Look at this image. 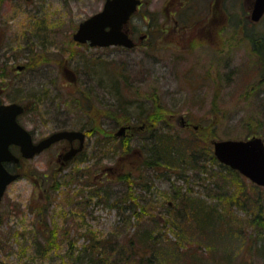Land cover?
I'll return each instance as SVG.
<instances>
[{
  "label": "rangeland",
  "instance_id": "374dc122",
  "mask_svg": "<svg viewBox=\"0 0 264 264\" xmlns=\"http://www.w3.org/2000/svg\"><path fill=\"white\" fill-rule=\"evenodd\" d=\"M103 1L6 0L0 6V63L4 62L8 68L0 79V100L40 102L19 117L36 140L61 129L83 127L88 133L83 152L70 167L61 169L58 160L66 147L64 141L54 143L16 167L9 166L20 172L21 177L6 187L0 203V264H63V261L85 264L84 259H75V254L87 243L85 236L91 231L98 238H113L116 246L127 252L125 238L145 228L155 230L156 220L168 217L167 209L172 202L170 191L174 186L181 187L182 191L191 188L206 202L215 203L217 198L209 196L210 188L205 189V185L216 182L215 174L222 170L217 164L208 163L209 177L195 168L185 172L186 180L185 176H178L177 170H172L176 168L162 167L157 168L158 172L147 170L149 188L144 187V180L138 181L136 170L130 171L136 162L129 157L140 148L150 153L146 146L152 145V139L158 140V134L154 138V133H169L172 145L184 147L181 157L185 160L190 150L185 148L186 144L198 140L197 144L203 146L199 151L200 163L206 147L212 151L214 139L254 135L264 139V65L251 43L252 39L264 40V15L260 21L251 23L245 0H200L198 10L189 16L187 6H183L185 0H143L144 5L125 25L137 43L134 47H92L88 43H76L72 34L78 23L101 10ZM151 16H154L155 28L165 29L163 33L157 35L147 28ZM187 24L191 25L184 27ZM30 50L39 51V56H48L49 60L32 69L17 71L16 66L26 63ZM119 67L123 75L118 74ZM110 77H113L111 81ZM125 81L129 90L124 88ZM76 82L93 91L90 108H96L89 116L76 110L68 100L64 101L67 91L75 94L81 88ZM118 103L130 105L129 123L132 124L141 125L144 119H138L137 114L147 113L149 107L165 115L153 123L152 129L139 128L135 133L133 130L128 139L136 147L124 156L117 136H112L109 144L104 142L105 148L95 149L96 138L105 140V136L92 134L94 129L87 125L94 116L96 123L103 122L106 132L114 135L121 124L107 117ZM181 119L190 125L184 126ZM205 137L207 140L201 139ZM136 160L140 161V155ZM70 169L75 179L65 184L72 175L68 173ZM91 170L88 177L87 172ZM54 171L62 181L57 190L50 187L55 184ZM128 171L135 179L131 185L115 178L116 174ZM230 177H223L225 183H221L228 185V189L232 185ZM128 192L134 201L129 197L124 199ZM261 192L264 196V191ZM136 200L146 208L140 217H136ZM42 207L46 208V215L39 221L34 209ZM178 210L175 208L172 214L181 219ZM231 211L237 218L250 216L241 207L232 206ZM186 216L190 215L183 216L180 222ZM50 226L58 229L57 246L46 244L51 236L47 231ZM186 228L187 233H196L191 226ZM63 229L67 230L66 238L62 236ZM251 230L252 227H246V232ZM173 231V228L168 230L172 239L175 238ZM199 242L207 256L205 246L209 243L203 236ZM214 244L219 251L233 253L234 264H240L239 258L244 257L246 264L264 263L258 255L246 258L236 236H224ZM186 261L182 263L173 256L162 263L192 264L190 259ZM197 264L218 262L202 259Z\"/></svg>",
  "mask_w": 264,
  "mask_h": 264
},
{
  "label": "trees",
  "instance_id": "16d2710c",
  "mask_svg": "<svg viewBox=\"0 0 264 264\" xmlns=\"http://www.w3.org/2000/svg\"><path fill=\"white\" fill-rule=\"evenodd\" d=\"M5 1L6 0H0V6H2ZM197 1L198 0H192V2L194 3H196ZM193 12L194 11L192 9L188 10V16ZM147 23V28L151 29L150 32H154L157 35L163 33L165 30H162L163 27H159V29L157 27H154V16H151L150 20ZM33 25L34 22L32 23V26ZM25 27L26 25L24 26L23 31L25 30ZM260 39L262 40V38ZM147 43L150 44L151 42ZM251 43L254 51L256 50L257 53H259L261 56H257V58L264 65V40L260 42L257 39H252ZM135 45H137V43ZM30 51L31 53L27 57L25 68L32 69L36 66V64H43L49 60L48 56H39L41 54H39V51ZM121 68L119 67V70H117L119 75L124 74ZM7 69L8 68L4 62L0 63V79L4 78L2 75L4 74L3 72L7 71ZM70 72L71 70L69 69L68 73ZM111 79H113V77L109 78L110 81ZM76 84L79 86V88H81L77 90L75 94L71 93L73 92L72 90H70V92L67 91L68 93L66 92V94H64L66 96L64 101L66 102L68 100V103L70 105H72L73 107L76 106V110L87 113L89 116L94 112V109L96 108V106H93L92 109L90 108L91 104H93V91L88 88V86L82 87L81 84L77 82ZM125 84L126 86L124 88L126 90H129V86L126 81ZM116 85L119 88V81H117ZM117 87L115 86V89ZM108 89L110 90V87H108ZM39 103L40 102H36L35 104L24 103L27 107L26 111L31 107L35 108L37 104L39 106ZM149 109L150 110L147 113L142 111L139 112V115L137 114V118L141 117V119H144L143 122L150 123V125H153V123H155L159 118H165V115L163 112H161V110H152V108L150 107ZM129 111L130 105L118 103V106L115 107L114 112L110 113V117L107 118L113 119L119 124L129 123L131 120V114L129 113ZM102 116L105 115L103 114ZM87 125L88 128L92 127L94 131H96H92L94 132L92 134L97 133L105 135V140L102 138H96V147H94L95 149H97V146H102L103 148H105L106 145L104 144V142H107V144H109L110 138L111 140L112 138H114L112 137L114 135L106 132L102 124H100L99 122L96 123V120H94V116L92 117L91 123L89 122V124ZM148 127L151 128L152 126ZM82 128L83 127H80V129ZM157 134L158 140L155 141V139H152V145L146 146L148 151H151L150 153L148 152L147 154L144 148H140L136 150L135 155L133 153V155L129 157L136 162V164L133 163L134 165L132 166L134 168L130 171L135 172L134 170H136V178H138V181L144 180V182H142L144 187L149 188L150 179L148 178L147 170L151 168L154 171L158 172L157 168L161 169L162 167H165L167 169H169L170 167L176 168L172 170H177L179 172L178 176H185L186 180L188 178V174L185 172H188L189 170L195 168V170L200 169L204 174H206L207 177H209L210 169L208 167V163L217 164L222 169L220 171L217 170V174H215L220 177V183L218 182L217 177L216 182H213V184L207 183V185H205V189L210 188V192H207L209 196L216 197L217 201L213 204L208 203L203 198H200L199 195L194 194V191L191 190V188H186V190L182 191L181 187L176 188L174 186L173 190L170 191L172 202H169V207L167 209L168 217L164 220H156L157 224L155 230L145 228V230H143L141 233H138L136 235L132 234L129 237L125 238L124 246L128 247L129 251L126 252L122 248L117 247L116 241L113 240V238L109 236L107 238H98L97 235H94V233H92L93 231H91V234H85V237H87V243L84 244L82 248L77 249L75 259H84L85 264H163L162 262H164L166 258H173V256H176L182 263L183 261L187 262L186 260L189 261L190 259L192 264H197L200 263L202 259H210L214 262H218V264H234L235 259L233 258V253H229V251H219L214 243L216 242V239H222L224 236H236L237 239H239V241L241 242L242 254H246V258L251 259L252 256L258 255L262 257L261 262H264V196L261 192L264 191V188L257 186L249 180L247 182V179L236 170H233L219 163L210 150L209 146L206 147L203 154L204 160L202 163H200L199 155L201 153H199V151L203 146L197 144L198 140H193L190 145L186 144L188 146H186L185 148L190 150L188 151V158L185 160L181 157V151L184 149V147L182 148L180 146L178 147L177 145H172V137L169 135V133H154V138ZM201 139L207 140V137ZM120 142L122 144L121 156H124L125 154L127 155L130 151V148L136 147L132 144L130 145V140L126 136L121 137ZM183 142H185V140H183ZM139 155L140 161L137 162L136 158ZM129 158L125 159L129 160ZM185 163L187 164L186 167ZM70 164L71 163L64 167H70ZM121 166L117 167H119L120 169ZM58 171L60 172V170ZM92 171L93 170L87 172L88 177H90ZM212 171L213 170H211V172ZM53 173L55 174V181H53L55 182V184L50 185V187L53 190H57L58 188H60L62 181H60V176H57L58 174L56 171H54ZM68 173L72 175L68 178L67 182L64 181L65 184L75 179V173L73 174L71 169ZM76 176L81 177V175ZM225 176H231L229 179L232 185H230L229 189L227 188L228 185L227 187H225L223 184L221 185L222 182L225 183ZM115 178H118V181L125 180L130 185L135 181V179L130 175L129 171L123 172V174L118 173L116 174ZM98 190L100 193L101 190L97 188L96 191ZM128 197L131 198V201H134L132 194L129 192L126 193L124 199L126 200ZM47 198L50 199L52 197L48 196ZM250 205L254 206L255 208L248 209ZM232 206L241 207L242 209L247 210V213H249L250 216L247 219L235 217L231 211ZM137 207H139V210H137ZM175 208H178V211L181 212V219L185 215L190 216H186L184 222H180L181 219L175 218L172 214ZM34 211L39 215V221L42 220L46 215V208L42 207L41 210H37L36 208L34 209ZM145 211L146 208L143 205H140L136 200V217H140ZM191 219L192 221H190ZM187 226H191L192 230L196 233H187ZM246 227H252L253 230L248 233L246 232ZM171 228L174 229V239H172L168 235V230ZM57 230L58 229L54 226L47 227V231L51 235L46 243L47 246L50 247L51 245H58V242L56 241L58 239V234L56 233ZM62 231V236L66 238L67 230L63 229ZM201 236H203L204 241L207 244L209 243V245L205 246L206 253H208L207 256L204 255L205 252H202L201 249L203 247L202 243L199 242ZM194 237H196L195 240H193ZM186 243L187 245H185ZM71 248H73L72 244ZM191 251L194 252L190 253ZM212 253H214V255ZM218 260L221 262H219ZM245 260V257L239 258V262L242 261L240 262V264H246L244 263ZM63 264H67V262L63 261Z\"/></svg>",
  "mask_w": 264,
  "mask_h": 264
},
{
  "label": "water",
  "instance_id": "95a60500",
  "mask_svg": "<svg viewBox=\"0 0 264 264\" xmlns=\"http://www.w3.org/2000/svg\"><path fill=\"white\" fill-rule=\"evenodd\" d=\"M140 0H105L102 9L79 22L72 38L77 43L88 42L90 46L122 45L133 47L134 41L124 30V24L136 10ZM264 12V0H255L251 19L258 20ZM20 68V66H18ZM24 106L17 102L0 104V201L9 183L17 179L18 172L9 171L4 162L19 163L21 158H31L52 143L67 139H79L77 148L69 149L64 158H71L83 146L84 132L79 130H58L33 142L31 133L18 121L17 116ZM122 126L116 134H121ZM17 145L20 156L10 149ZM213 153L223 164L239 171L251 182L264 187V141L252 136L242 139L214 140Z\"/></svg>",
  "mask_w": 264,
  "mask_h": 264
},
{
  "label": "flooded vegetation",
  "instance_id": "af4514ba",
  "mask_svg": "<svg viewBox=\"0 0 264 264\" xmlns=\"http://www.w3.org/2000/svg\"><path fill=\"white\" fill-rule=\"evenodd\" d=\"M199 4H200V0H198L196 3H194V2H192V0H188V1H185V4L183 5V6H187V13H188V10H193L194 12H195V10H198V8H199ZM244 4H245V8H246V10L247 11H251V9L253 8V5H254V0H245L244 1ZM189 5V6H188ZM215 7V6H214ZM182 8V7H181ZM193 14V13H192ZM264 15V14H263ZM188 18V17H187ZM190 18V17H189ZM262 18V17H261ZM195 19V18H194ZM249 19H250V15H249ZM251 20V19H250ZM260 21V20H259ZM194 22H195V20H194ZM194 22L192 23V26H193V24H194ZM258 22V21H257ZM251 23H254V22H252L251 21ZM256 23V22H255ZM191 24H187V25H184V27H188V26H190ZM0 56H1V54H0ZM178 119H180V118H178ZM181 124H183L184 126H186V127H188L189 125H190V123L189 122H184L182 119H181ZM133 130H135L136 129V127H133L132 128ZM131 134H133V133H131ZM87 136H88V133H86V138H87ZM64 144H65V149L63 150V152L62 153H59V157H58V160H59V162H60V166H63V165H65L66 163H68L69 161H74V160H76V159H78V157L80 156V154L83 152V150H84V148L81 150V151H79V152H77L73 157H72V159H70V160H65L64 159V157H63V155H64V153L67 151V150H69L71 147H77L78 146V144H79V141L77 140V139H74L72 142H69V141H64ZM84 147H85V144H84ZM77 161V160H76Z\"/></svg>",
  "mask_w": 264,
  "mask_h": 264
}]
</instances>
